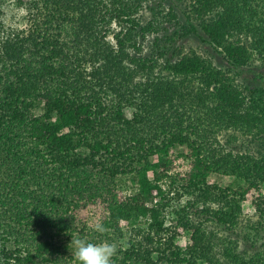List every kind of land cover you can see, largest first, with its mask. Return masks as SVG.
Returning <instances> with one entry per match:
<instances>
[{
    "label": "trees",
    "instance_id": "obj_1",
    "mask_svg": "<svg viewBox=\"0 0 264 264\" xmlns=\"http://www.w3.org/2000/svg\"><path fill=\"white\" fill-rule=\"evenodd\" d=\"M145 1L0 0V264H79L72 237L126 233L114 264H264V88L178 44L202 33L231 66H264V0H180L184 21L168 6L143 22ZM11 2L35 10L32 28L7 25ZM247 198L257 259L202 227L238 225Z\"/></svg>",
    "mask_w": 264,
    "mask_h": 264
},
{
    "label": "rangeland",
    "instance_id": "obj_2",
    "mask_svg": "<svg viewBox=\"0 0 264 264\" xmlns=\"http://www.w3.org/2000/svg\"><path fill=\"white\" fill-rule=\"evenodd\" d=\"M41 3L42 1L38 5H40ZM168 6L174 7L179 15V19L184 21L185 16L183 14V9L185 8V4L180 0H147L144 2V6L140 10V20L146 22L151 18V16H153L155 12H157V10H160L162 8L167 9ZM2 11L4 12V19L6 20L7 25L17 29L22 28L25 29V31L33 27V23L35 22L33 19V14H35V10L29 8L27 5H24V3L17 6L14 5L13 2H11L7 6H5ZM165 26L168 27L166 30L162 29L160 32L147 35V37L143 40L144 49L151 47V42L155 35H159L162 37L164 34L172 32L175 27L172 25V22L165 24ZM110 27L112 29L117 28L115 24H111ZM66 28H68L67 25ZM204 38L205 36L202 33L200 37L195 34H191L188 37L179 40L178 44L181 43L182 45H184L186 50L193 48L199 53L211 58L217 67L230 70V73L235 75L236 81L241 86H248L250 88H264V66H261L260 63H254L252 66L248 67H233L222 57V55L217 53L209 44V42H207ZM109 39L112 41V38ZM221 140L222 142H224V137H222ZM224 146H227L225 148H229L228 145ZM184 168L185 165L183 166V169ZM234 179L235 178L231 175L210 174L208 176V181L218 182L222 185L235 183L236 181L234 182ZM262 191L264 193V187ZM187 197L188 196L182 197L179 202L175 201V205H173V207H179V205L185 203V199ZM187 212L194 218V221H198L199 219H203L205 217L203 215V212L197 211V214L192 208H189ZM240 216L241 222L233 227H228V225L220 224L216 225L210 219L205 220V222L202 224V227H204V230H206L207 232L213 231L215 232L214 234L217 235V238L219 240L217 238L214 239L215 249L222 250L227 245H233L234 247L239 249L243 258L248 259L250 256H252V258L257 259V257L260 255V248H262L263 246L261 244L262 240H260L259 237L258 239H255L252 232L249 238L246 235V233L249 232V226L253 225V222L255 221V219H257V215L254 212V207L251 204L249 198H247L242 203V213ZM86 218L89 220L94 219L91 213L87 214ZM179 222L180 221L178 220V217L174 213V208H168L166 212V224L170 229L172 228L173 230H175V242L184 247L189 242H191V231L186 227H183ZM128 238L129 234L126 233L123 237L111 241L110 243H116L117 246L127 247ZM256 262L259 263L257 260ZM198 264L205 263L199 262Z\"/></svg>",
    "mask_w": 264,
    "mask_h": 264
},
{
    "label": "clouds",
    "instance_id": "obj_3",
    "mask_svg": "<svg viewBox=\"0 0 264 264\" xmlns=\"http://www.w3.org/2000/svg\"><path fill=\"white\" fill-rule=\"evenodd\" d=\"M93 230L99 233L106 232L102 223L94 224ZM70 244L73 246V254L79 264H114L113 258L119 251L116 243L108 241L92 243L83 238L72 237Z\"/></svg>",
    "mask_w": 264,
    "mask_h": 264
}]
</instances>
